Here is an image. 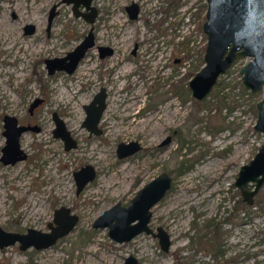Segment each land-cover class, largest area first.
<instances>
[{"label": "rangeland", "instance_id": "374dc122", "mask_svg": "<svg viewBox=\"0 0 264 264\" xmlns=\"http://www.w3.org/2000/svg\"><path fill=\"white\" fill-rule=\"evenodd\" d=\"M132 2L140 7L137 18L126 8ZM93 4L99 12L95 45L74 72L49 73L46 58L66 55L91 23L66 1L0 0V225L49 230L55 209L63 205L79 215L74 228L49 247L23 250L19 242L0 247V264H123L129 254L141 264H264V185L253 204L245 202L248 208H235L243 198L234 184L238 172L264 142V132L254 127L264 91L244 85L240 69L246 58L197 99L189 80L202 67L206 0ZM53 5L57 13L49 27ZM115 14L122 21H113ZM27 23L36 25L33 33L25 32ZM100 45L112 46L113 53L101 57ZM102 86L108 91L102 132L90 133L82 125L84 104ZM37 98L41 102L31 113ZM54 111L77 139L76 147L66 149L54 135ZM5 114L41 126L21 136L28 157L9 164L1 160ZM132 140L142 148L119 157V143ZM88 163L97 176L78 193L74 172ZM163 171L174 183L153 207L150 225L169 232L170 250L154 233L118 242L108 227L93 225L104 209L117 201L129 204Z\"/></svg>", "mask_w": 264, "mask_h": 264}, {"label": "water", "instance_id": "95a60500", "mask_svg": "<svg viewBox=\"0 0 264 264\" xmlns=\"http://www.w3.org/2000/svg\"><path fill=\"white\" fill-rule=\"evenodd\" d=\"M73 3V11L77 16H85L94 22L98 13L93 0H62ZM207 7L203 21V31L207 35V43L204 52V64L189 80V87L197 99H203L213 89L220 76L241 58H246L240 73L244 85L252 91L263 89L264 91V0H206ZM84 5L88 11H82ZM132 18H137L140 7L137 2L127 5ZM56 5H53L49 15V27L56 15ZM36 29L34 23L25 25L26 33H33ZM95 44L94 28L64 56L46 58L49 73L56 70L74 72L89 48ZM101 56L111 53L109 46H100ZM108 91L106 86L99 89L90 102L84 104L86 117L82 125L90 133L100 134L99 126L103 113L107 107ZM41 102L37 98L31 103L30 112ZM258 118L255 129L264 132V95L257 102ZM53 117L56 123L54 135L65 142V148L71 149L77 146V139L73 137L67 127L64 118L54 111ZM4 134L6 143L2 147L1 160L6 163H15L28 157L27 151L21 145V136L24 131H39L38 124L20 123L16 115H4ZM171 141L167 137L162 144ZM142 148L138 140L120 142L117 147L119 157H126ZM79 193L90 181L97 176L96 168L88 163L74 172ZM174 183V177L168 171H163L146 182L132 197L129 204L117 201L112 206L104 209L94 220L95 227H108L109 235L118 242L129 241L136 235L146 231L159 237L162 248L170 250L172 241L169 232L163 226H158L155 231L150 221L153 215V207L164 198ZM234 184L239 187L243 200L247 204H253L255 194L264 185V142L258 151L244 163L237 175ZM248 184H253L248 188ZM79 215L71 213L69 206H61L55 209L54 218L48 223L49 230L29 226L26 231H11L0 225V247L19 242L23 250L45 248L55 244L59 238L69 233L76 225ZM123 264H141L134 254L126 256Z\"/></svg>", "mask_w": 264, "mask_h": 264}, {"label": "flooded vegetation", "instance_id": "af4514ba", "mask_svg": "<svg viewBox=\"0 0 264 264\" xmlns=\"http://www.w3.org/2000/svg\"><path fill=\"white\" fill-rule=\"evenodd\" d=\"M92 4H93V1H92ZM93 5H94V4H93ZM83 7H84L85 9H82V8H81L82 11H85V12L88 11L87 8H86L84 5H83ZM96 8H97V7H96ZM126 8H127V6H126ZM127 10H128V9H127ZM97 11H98V8H97ZM139 12H140V11H139ZM98 13H99V12H98ZM98 13H97V15H96V18H95V21H94V22L89 21L85 16L82 15V16H83V17H84L89 23H91L90 29H91L92 27L94 28V34H95V25H93V24L96 22V20H97V18H98ZM48 24H49V23H48ZM51 24H52V23H51ZM90 29H89V31H90ZM89 31H88V32H89ZM88 32H87V33H88ZM87 33H86V34H87ZM86 34H85V35H86ZM85 35H84V36H85ZM83 38H84V37H83ZM95 43H96V34H95ZM94 45H95V44H94ZM100 46H102V45H100ZM100 46H99V49H100ZM105 46H109V47H111V48L114 50V48H113L112 46H110V45H105ZM92 47H93V46H92ZM92 47H91V48H92ZM89 49H90V48H89ZM89 49H88V50H89ZM136 49H137V48H136ZM136 49H135V51H136ZM155 51H156V50L154 49V52H155ZM87 52H88V51H87ZM87 52H86V54H87ZM111 53H113V51H112ZM111 53H108V54H111ZM152 53H153V52H152ZM108 54H106V55H108ZM100 55H101V49H100ZM106 55H105V56H106ZM85 56H86V55H85ZM85 56H84V57H85ZM105 56H101V57H105Z\"/></svg>", "mask_w": 264, "mask_h": 264}, {"label": "trees", "instance_id": "16d2710c", "mask_svg": "<svg viewBox=\"0 0 264 264\" xmlns=\"http://www.w3.org/2000/svg\"><path fill=\"white\" fill-rule=\"evenodd\" d=\"M205 7H206V4L204 5ZM206 47V46H205ZM205 47H203V49H202V51H201V63H200V66L201 65H203L204 64V59H203V52H204V49H205ZM200 66H198V68H200ZM190 74H194V72L193 71H191V72H188V75H190ZM241 204H240V206H238V205H236L235 206V208H248V206H247V204L245 203V201L243 200V198H241ZM257 203L259 202V200H257L256 201ZM209 225V223H207V226Z\"/></svg>", "mask_w": 264, "mask_h": 264}, {"label": "bare ground", "instance_id": "6f19581e", "mask_svg": "<svg viewBox=\"0 0 264 264\" xmlns=\"http://www.w3.org/2000/svg\"><path fill=\"white\" fill-rule=\"evenodd\" d=\"M43 5H44V4H43ZM42 7H43L42 5L39 7V12H41ZM42 11H43V10H42ZM35 18H36V16H35ZM116 20L118 21V23H119V21H122V18L119 16V14H115V17H114V20H113V21H116ZM117 21H116V22H117ZM3 24H4V23H3ZM40 25H41V24H40ZM3 28H4V27H3ZM1 31H2V29L0 30V32H1ZM4 31H5V30H4ZM4 31H3V32H4ZM11 33H12V32H11ZM12 35H13V34H12ZM15 37H16V36H15ZM15 37H14V39H15ZM16 40H17V39H16ZM38 47H39V46H38ZM85 67H86V66H85ZM126 67L128 68V65H127ZM123 69H124V68H123ZM124 72H125V71H124ZM126 73H128V71H127ZM137 124H138L139 126H141L142 123L139 122V121H138V123L136 122V126L138 127ZM143 124H144V123H143Z\"/></svg>", "mask_w": 264, "mask_h": 264}]
</instances>
